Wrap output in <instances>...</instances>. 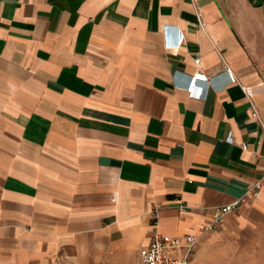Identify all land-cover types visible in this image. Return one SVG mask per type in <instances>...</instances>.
Here are the masks:
<instances>
[{
	"label": "crops",
	"instance_id": "0c3cea01",
	"mask_svg": "<svg viewBox=\"0 0 264 264\" xmlns=\"http://www.w3.org/2000/svg\"><path fill=\"white\" fill-rule=\"evenodd\" d=\"M235 199L264 211V0H0V264H137Z\"/></svg>",
	"mask_w": 264,
	"mask_h": 264
},
{
	"label": "rangeland",
	"instance_id": "374dc122",
	"mask_svg": "<svg viewBox=\"0 0 264 264\" xmlns=\"http://www.w3.org/2000/svg\"><path fill=\"white\" fill-rule=\"evenodd\" d=\"M229 216L213 230L202 231L201 246L196 239L194 253L201 247V264H264V211L236 210Z\"/></svg>",
	"mask_w": 264,
	"mask_h": 264
},
{
	"label": "built area",
	"instance_id": "2783aa9c",
	"mask_svg": "<svg viewBox=\"0 0 264 264\" xmlns=\"http://www.w3.org/2000/svg\"><path fill=\"white\" fill-rule=\"evenodd\" d=\"M167 39V37H166ZM181 43V38L178 35L175 38L173 45L177 46ZM171 46L166 40V46ZM193 64L198 66L199 58L196 56L192 59ZM225 65V64H224ZM225 71L229 73L227 66L225 65ZM207 76L204 72L196 71L192 75L187 76L184 82V91L187 96H196L195 88L197 83L207 82ZM234 78L230 75L229 82H233ZM245 97L249 104L250 115L251 117L258 120V114L254 105L246 95ZM227 139H230V136H227ZM253 188L255 191L252 192V196L257 194L259 188L258 183H255ZM241 199H235L226 204L217 206L213 208L211 212L210 220L203 226L202 231H211L213 230L222 220V218L234 212L237 209V206L240 204ZM155 225V222H153ZM196 238L191 235H185L181 238L171 237L168 235L161 234L159 232H153L150 236L148 242L139 248L138 250V263L137 264H188L189 255L192 250V246L195 244ZM179 250L178 254H175Z\"/></svg>",
	"mask_w": 264,
	"mask_h": 264
}]
</instances>
